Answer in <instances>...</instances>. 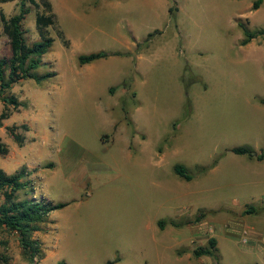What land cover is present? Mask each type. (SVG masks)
Segmentation results:
<instances>
[{
    "label": "rangeland",
    "instance_id": "rangeland-1",
    "mask_svg": "<svg viewBox=\"0 0 264 264\" xmlns=\"http://www.w3.org/2000/svg\"><path fill=\"white\" fill-rule=\"evenodd\" d=\"M21 1L0 2V12L17 14ZM49 1L65 34L48 28L53 44L35 73L56 76L9 90L22 106L2 121L0 169L25 170L35 199L66 207L31 234L40 249L31 262L0 228V264H264V160L229 151L264 149V40L240 46L238 26L264 30V3L168 0V22L165 0H129L106 23L79 25L80 0ZM26 5L31 45L42 8ZM126 26L138 51L117 34ZM98 51L129 56L78 64ZM10 55L0 27V59ZM211 238L218 261L194 257Z\"/></svg>",
    "mask_w": 264,
    "mask_h": 264
},
{
    "label": "trees",
    "instance_id": "trees-1",
    "mask_svg": "<svg viewBox=\"0 0 264 264\" xmlns=\"http://www.w3.org/2000/svg\"><path fill=\"white\" fill-rule=\"evenodd\" d=\"M12 0H0V2H9ZM26 1L35 8H42V12L35 14V26L37 29L39 41L28 45L23 38L24 31L22 30V22L25 16L29 14L30 9L26 5ZM264 0H254L251 5V10H257ZM176 9L169 8V16L174 19ZM57 26L56 17L52 10V5L49 0H22L19 3L17 14L6 18L0 12V27L3 35L8 39L11 55L9 58L0 59V102L4 104V110L0 113V127L2 121L8 120L11 116L10 108L17 109L22 106L17 98L9 93V90L15 84L25 80H32L37 85H41L46 80L56 76L55 72H47L38 75L35 71L41 65V58L49 52L53 44V39L49 36L48 28ZM243 31V38L240 41V46L244 47L251 41L262 38L264 40V30L250 31L242 24L238 25ZM61 38H62V34ZM148 34V38L151 37ZM141 44H136V51L139 50ZM129 53L121 52H105L98 51L88 55H80L77 62L80 66L92 63L100 59L108 57H128ZM264 104V101H262ZM21 128L26 130V126ZM7 131L12 139L19 145L23 143V137L15 132L14 127H8ZM237 156H246L250 160H264V149L258 155L255 154L249 147H234L229 150ZM7 152L4 145L0 142V154L5 155ZM218 162L216 159L211 167ZM173 171L176 176L184 181H190L191 175L187 169L180 164L174 166ZM26 171L21 169L14 174L7 175L0 169V196L3 197V203L0 204V228L6 229L17 234L19 242L23 249V254L28 258L29 262L33 261L34 257L40 253L38 242L30 238L31 234L40 231L39 224L45 222L50 213L66 207L65 203L52 204L46 200L35 199L34 193L30 187V183L26 180ZM254 208L250 207L245 214L254 212ZM201 216L195 221L200 220ZM160 230L163 229V222H158ZM179 226V225H173ZM215 239L211 238L208 241V247L200 248L193 251V256L199 258L207 256L218 261ZM57 264H64L58 262ZM109 264V263H107Z\"/></svg>",
    "mask_w": 264,
    "mask_h": 264
},
{
    "label": "crops",
    "instance_id": "crops-1",
    "mask_svg": "<svg viewBox=\"0 0 264 264\" xmlns=\"http://www.w3.org/2000/svg\"><path fill=\"white\" fill-rule=\"evenodd\" d=\"M80 1L82 3L81 6L84 7V9L81 8L82 10L80 12H76V8L81 7V6H74V9H73L74 15L76 19L78 20L79 25H85L92 21H98L99 23H106L107 19L108 20L112 19L111 15L114 14L113 11L116 10L115 7L129 2V0H80ZM169 4H170L169 1L165 0L163 8L165 10L167 21L171 22L169 12H168V9L170 6ZM52 10H53V13L55 14L57 25L59 26L61 32L65 34L62 28L63 25L61 24L60 22L61 20L59 19V16H58V12L55 11V8L53 7V5H52ZM157 30L162 31V29H157ZM117 34L118 35L122 34V36L120 35L119 38L121 39L124 38L126 41H128L129 44L132 43L130 49H132L133 46H135L138 43L137 39L133 37V32L129 26H126L125 31H122V33H117ZM70 44L72 45L71 41H70ZM108 58H111V57H108ZM100 60H103V59H100ZM120 63H124V61H121Z\"/></svg>",
    "mask_w": 264,
    "mask_h": 264
}]
</instances>
